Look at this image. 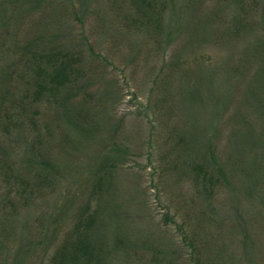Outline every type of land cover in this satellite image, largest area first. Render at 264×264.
<instances>
[{"label": "rangeland", "instance_id": "rangeland-1", "mask_svg": "<svg viewBox=\"0 0 264 264\" xmlns=\"http://www.w3.org/2000/svg\"><path fill=\"white\" fill-rule=\"evenodd\" d=\"M148 1L154 38L120 0H0V147L15 172L48 181L12 203L6 264H49L92 213L104 264H264V16L251 0ZM33 39L80 59L73 101L43 99L35 129L13 105ZM205 158L220 168L208 193L181 165ZM7 191L0 180V205L18 200Z\"/></svg>", "mask_w": 264, "mask_h": 264}, {"label": "trees", "instance_id": "trees-1", "mask_svg": "<svg viewBox=\"0 0 264 264\" xmlns=\"http://www.w3.org/2000/svg\"><path fill=\"white\" fill-rule=\"evenodd\" d=\"M120 1L126 10L124 18L130 20L131 25H138L141 29H144L149 33L151 38L158 36L162 26L160 10L155 9L148 0ZM241 2V8L244 9L243 6L246 0H242ZM250 3L251 7L259 13V18L262 20V17L264 16V2L262 3L261 0H251ZM243 13L244 19H246L247 14L244 10ZM247 20H249V17ZM156 41L159 43L158 39ZM166 47H169V45H166ZM49 48L50 49L46 48L45 42L43 41L36 39L32 40V45L26 49L27 51L25 53V57L29 61L27 69L29 77L23 85L21 97L16 100L13 99L14 106L24 104V106L20 108V113L25 115L26 113H29L28 122L33 129L36 127V121L40 114L38 108L43 99L44 101L52 99L53 104L60 100L62 101V106L70 104V102L73 101L70 89L75 85L76 79L79 75L77 72V63L80 61L79 56L65 53L61 48L52 49L51 45H49ZM171 67L169 68V71L172 70ZM262 76L264 75L262 74ZM61 94L63 99L60 97ZM163 100H167L166 95H164L163 99L158 102V107ZM75 114L77 115L78 120L84 121L86 114L84 111H81L79 108V110H75ZM10 117L8 110H2L0 112V132L3 131L8 135L9 133L6 125L11 122ZM69 120L71 126H79L76 118L71 117ZM17 125L18 124L15 125L16 128ZM3 151L4 149L0 147V180H2V183L7 182L9 188V191L4 192L3 196H9L10 191H12L18 200L11 202L9 198L4 196L0 205V264H6L5 257L7 256L9 249V243L14 240L11 225H13V221L16 219L19 212L16 211L17 209L12 203L19 205L24 198H31L34 192H38L41 196V188L45 187L48 182L45 176L44 182L42 183L41 176L36 171H27L25 174H19L17 171L15 172L10 165V161L6 158L7 155H4L5 152ZM210 155L213 156L212 153H210ZM181 165L186 167V173H188L190 179L195 182L196 186L201 189L202 193L212 191L211 175L214 172L213 169H215L217 173L220 172V168L217 164L212 165V163L205 158L201 164H197V161H183L181 162ZM41 166L46 169L49 174H51V171H54V167L46 161H42ZM179 168L180 166L177 163L175 169L179 170ZM218 175V177L221 176L220 174ZM13 187H17L18 191L14 192L12 190ZM199 197L192 200L195 206L198 205L197 208H202L200 205H203V203H200V200L198 199ZM94 215L95 214L92 213L85 219L83 214L77 216L73 228L64 235L60 246L55 249L49 264L105 263L108 254H101L93 241V227L95 225ZM201 217L203 216L201 215ZM194 218L198 219L200 216H194L192 218L193 223L197 224ZM165 219L167 223L171 222L167 217H165ZM182 226L184 227L183 224ZM181 228V226H178L177 230H181ZM191 237L194 239V234H192ZM195 264H200V262H195Z\"/></svg>", "mask_w": 264, "mask_h": 264}]
</instances>
